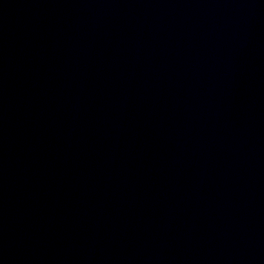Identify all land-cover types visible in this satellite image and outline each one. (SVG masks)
Masks as SVG:
<instances>
[{
  "label": "water",
  "instance_id": "obj_1",
  "mask_svg": "<svg viewBox=\"0 0 264 264\" xmlns=\"http://www.w3.org/2000/svg\"><path fill=\"white\" fill-rule=\"evenodd\" d=\"M0 264H264V0H0Z\"/></svg>",
  "mask_w": 264,
  "mask_h": 264
}]
</instances>
